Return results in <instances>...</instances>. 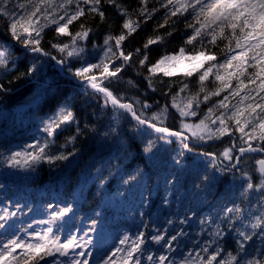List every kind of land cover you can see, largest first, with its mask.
<instances>
[{"label":"snow or ice","instance_id":"snow-or-ice-1","mask_svg":"<svg viewBox=\"0 0 264 264\" xmlns=\"http://www.w3.org/2000/svg\"><path fill=\"white\" fill-rule=\"evenodd\" d=\"M0 264H264V0H0Z\"/></svg>","mask_w":264,"mask_h":264},{"label":"trees","instance_id":"trees-1","mask_svg":"<svg viewBox=\"0 0 264 264\" xmlns=\"http://www.w3.org/2000/svg\"><path fill=\"white\" fill-rule=\"evenodd\" d=\"M13 93L14 94L12 95V97L7 100V103H5V98L0 96V109H4L7 111L23 105V102L26 100V96L23 94V89H13ZM24 115L25 117H27L25 113ZM27 123L28 121L26 123H22L19 127H16V129L20 130L24 128Z\"/></svg>","mask_w":264,"mask_h":264},{"label":"rangeland","instance_id":"rangeland-1","mask_svg":"<svg viewBox=\"0 0 264 264\" xmlns=\"http://www.w3.org/2000/svg\"><path fill=\"white\" fill-rule=\"evenodd\" d=\"M21 109H22V106L16 107L11 110H7L8 112L12 114L9 120L7 121V127L10 132L12 130L13 125H15V128H16V127H19L22 123H26L28 121L27 117H25L24 112ZM4 128H5V121L2 118H0V133L4 131Z\"/></svg>","mask_w":264,"mask_h":264}]
</instances>
